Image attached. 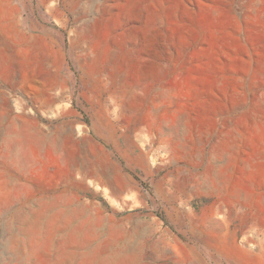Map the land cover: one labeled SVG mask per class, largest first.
<instances>
[{
    "label": "rangeland",
    "instance_id": "obj_1",
    "mask_svg": "<svg viewBox=\"0 0 264 264\" xmlns=\"http://www.w3.org/2000/svg\"><path fill=\"white\" fill-rule=\"evenodd\" d=\"M264 264V0H0V264Z\"/></svg>",
    "mask_w": 264,
    "mask_h": 264
},
{
    "label": "crops",
    "instance_id": "obj_2",
    "mask_svg": "<svg viewBox=\"0 0 264 264\" xmlns=\"http://www.w3.org/2000/svg\"><path fill=\"white\" fill-rule=\"evenodd\" d=\"M237 264H238V263H237ZM240 264H242V263H240ZM253 264H255V262H254Z\"/></svg>",
    "mask_w": 264,
    "mask_h": 264
}]
</instances>
